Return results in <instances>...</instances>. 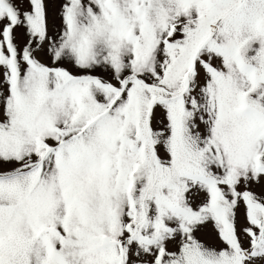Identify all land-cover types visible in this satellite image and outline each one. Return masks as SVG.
<instances>
[{
    "label": "snow or ice",
    "instance_id": "1",
    "mask_svg": "<svg viewBox=\"0 0 264 264\" xmlns=\"http://www.w3.org/2000/svg\"><path fill=\"white\" fill-rule=\"evenodd\" d=\"M0 264H264V0H0Z\"/></svg>",
    "mask_w": 264,
    "mask_h": 264
}]
</instances>
